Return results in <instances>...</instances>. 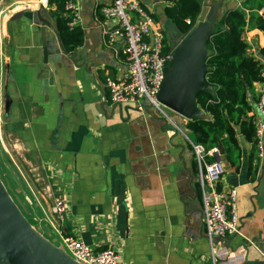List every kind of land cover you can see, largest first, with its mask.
<instances>
[{
    "label": "crops",
    "instance_id": "crops-1",
    "mask_svg": "<svg viewBox=\"0 0 264 264\" xmlns=\"http://www.w3.org/2000/svg\"><path fill=\"white\" fill-rule=\"evenodd\" d=\"M41 1L29 0L3 20L6 91L12 120L24 128L20 142L43 168L53 197L63 200L62 234L97 251L113 247L125 264H209L192 150L146 101L139 107L107 98L105 78L125 69L123 42L105 43L115 22L98 14L99 0H77L84 39L67 51ZM137 1L164 27L162 10L171 1ZM200 1H219L220 14L242 10L248 20L244 0ZM243 38L264 62V31L245 27ZM254 88L257 100L259 83ZM248 101L254 126L255 101ZM236 138L239 164L223 157L218 186L236 190L241 235L228 238L233 260L223 264H264V134L260 156L238 128Z\"/></svg>",
    "mask_w": 264,
    "mask_h": 264
},
{
    "label": "built area",
    "instance_id": "built-area-1",
    "mask_svg": "<svg viewBox=\"0 0 264 264\" xmlns=\"http://www.w3.org/2000/svg\"><path fill=\"white\" fill-rule=\"evenodd\" d=\"M46 6V1H41ZM98 14L113 20L114 26L105 32V43L123 42L122 56L125 69L118 78L106 77L104 88L107 98L114 104L138 105L146 101L155 109L166 124L179 133L192 150L197 183L202 199V226L208 241L209 264L229 263L233 260L231 249L226 245L229 237L241 235L236 211V190L220 188L224 172L222 153L219 147L206 149L195 142L191 133L178 126L167 115L168 110L157 100L163 81L164 68L172 57L179 41L169 38L163 27L155 22L137 0H99ZM65 10L69 27L79 25L77 0H66ZM189 23V21H187ZM259 95L254 105L256 150L261 155V138L264 134V62L259 71ZM51 214L56 220V233L65 252L79 264H125L113 247L94 250L82 240L63 235L60 226L65 221L66 208L63 200L54 198ZM253 245L252 243H250ZM264 259V252H261ZM232 263V262H231Z\"/></svg>",
    "mask_w": 264,
    "mask_h": 264
},
{
    "label": "trees",
    "instance_id": "trees-1",
    "mask_svg": "<svg viewBox=\"0 0 264 264\" xmlns=\"http://www.w3.org/2000/svg\"><path fill=\"white\" fill-rule=\"evenodd\" d=\"M168 1L172 4L163 8V16L182 37L195 24L204 6L203 2ZM65 2L47 0V6L51 9L50 14L61 44L67 51H72L82 45L84 34L79 25L68 26ZM140 5L147 11L143 3L140 2ZM242 6L248 11V20L242 10L235 8L222 12L215 23L207 41L205 82L210 90L200 92L196 97L198 107L207 116L194 118L186 124L195 142L204 145L206 149L219 147L231 166H237L240 160L236 128L253 145V149L257 146L252 119L248 116L251 110L248 100L255 101L254 104L257 101L254 84L260 81L261 64L249 54V46L243 34L245 27L264 31V0H244ZM260 10H263L262 15L258 13ZM150 15L155 22L160 21L158 15ZM254 157L251 156L250 165Z\"/></svg>",
    "mask_w": 264,
    "mask_h": 264
},
{
    "label": "water",
    "instance_id": "water-1",
    "mask_svg": "<svg viewBox=\"0 0 264 264\" xmlns=\"http://www.w3.org/2000/svg\"><path fill=\"white\" fill-rule=\"evenodd\" d=\"M219 8V1L203 6L195 24L179 39L164 68L157 100L168 109L166 113L173 121L175 115L186 120L203 116L196 97L210 90L205 82L207 41L221 16ZM58 250L64 253L63 258L53 256ZM62 259L79 264L62 246L57 248L32 229L0 180V264H62Z\"/></svg>",
    "mask_w": 264,
    "mask_h": 264
},
{
    "label": "rangeland",
    "instance_id": "rangeland-1",
    "mask_svg": "<svg viewBox=\"0 0 264 264\" xmlns=\"http://www.w3.org/2000/svg\"><path fill=\"white\" fill-rule=\"evenodd\" d=\"M27 1L29 0H0V180L32 229L59 248L62 245L55 231L57 224L50 212L55 198L51 182L29 146L23 143L24 139L20 142L21 137H25L24 128L22 124L17 123V119L13 121L15 119H13L12 110H9L10 101L6 91V68L3 55L6 22L15 12L29 5ZM205 5H210V2ZM4 18L7 19L5 24ZM163 26L169 38L174 37L176 41H179L181 36L170 22L166 21ZM174 119L181 128H186L183 125L186 119L178 115H175ZM190 136L194 140L192 134Z\"/></svg>",
    "mask_w": 264,
    "mask_h": 264
},
{
    "label": "bare ground",
    "instance_id": "bare-ground-1",
    "mask_svg": "<svg viewBox=\"0 0 264 264\" xmlns=\"http://www.w3.org/2000/svg\"><path fill=\"white\" fill-rule=\"evenodd\" d=\"M33 2H38V0H32ZM54 257L57 258H63L64 253L61 250H58L55 254H53ZM62 264H71L68 262V260L62 259Z\"/></svg>",
    "mask_w": 264,
    "mask_h": 264
}]
</instances>
